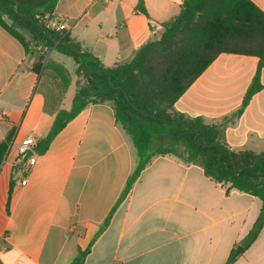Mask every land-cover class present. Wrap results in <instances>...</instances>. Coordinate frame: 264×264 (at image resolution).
Masks as SVG:
<instances>
[{
  "label": "crops",
  "instance_id": "0c3cea01",
  "mask_svg": "<svg viewBox=\"0 0 264 264\" xmlns=\"http://www.w3.org/2000/svg\"><path fill=\"white\" fill-rule=\"evenodd\" d=\"M139 1L59 0L53 13L66 18L72 39L111 68L158 40L162 24L179 15L186 0H141L148 18L136 12ZM251 1L264 11V0ZM54 53L66 57L56 51L48 57L67 68ZM35 62L0 27V264H71L89 247L84 264H228L232 256L230 264H264V226L244 247L263 202L170 155L152 159L98 234L137 165L136 150L111 105L90 104L44 154L35 147L36 162L25 169L20 144L44 139L76 93V68L74 76L67 68L72 81L59 98L34 73ZM258 62L220 55L175 109L219 126L221 140L235 152L264 153V67L261 91L237 115Z\"/></svg>",
  "mask_w": 264,
  "mask_h": 264
},
{
  "label": "trees",
  "instance_id": "16d2710c",
  "mask_svg": "<svg viewBox=\"0 0 264 264\" xmlns=\"http://www.w3.org/2000/svg\"><path fill=\"white\" fill-rule=\"evenodd\" d=\"M58 1L0 0V27L27 52L35 55L38 44L46 48L36 59L33 71L55 87L59 98L72 79L67 68L48 57V52L56 51L76 64V93L71 108L56 113L51 130L36 145L38 154H44L64 127L90 104L111 105L117 123L132 141L137 165L98 234L108 226L152 159L170 155L185 164L200 166L215 182L263 202L260 216L244 241V247H249L264 226V153L233 151L221 140L219 126L206 124L203 117L180 113L175 104L220 55H244L256 57L259 62L237 115L243 113L262 89L264 11L251 0H186L179 15L162 24L158 40L145 44L130 61L108 68L67 32L44 27L40 18L52 14ZM135 10L148 18L141 0ZM22 33L31 37L33 46L25 42ZM89 251L90 247L80 251L71 264H84Z\"/></svg>",
  "mask_w": 264,
  "mask_h": 264
},
{
  "label": "built area",
  "instance_id": "2783aa9c",
  "mask_svg": "<svg viewBox=\"0 0 264 264\" xmlns=\"http://www.w3.org/2000/svg\"><path fill=\"white\" fill-rule=\"evenodd\" d=\"M40 19L47 30L63 33L67 32L69 29L68 21L63 16L52 13L44 15ZM35 49L42 54L46 52V48L41 44H38ZM36 144L37 143L33 138H28L24 140L18 148L19 158H22L28 152H33V155L25 160V169H28L29 166L36 162V158L34 156ZM22 184L25 185L26 181H23Z\"/></svg>",
  "mask_w": 264,
  "mask_h": 264
},
{
  "label": "rangeland",
  "instance_id": "374dc122",
  "mask_svg": "<svg viewBox=\"0 0 264 264\" xmlns=\"http://www.w3.org/2000/svg\"><path fill=\"white\" fill-rule=\"evenodd\" d=\"M49 53H51V52H49ZM41 55H42L41 52L36 51L35 58L38 59ZM52 57L55 58L56 60H62V58H63V60L65 61V65L72 72V74L74 76L76 64L72 58H67V57H62V56L60 57V55H58L57 53L52 54ZM73 91H74V88H73Z\"/></svg>",
  "mask_w": 264,
  "mask_h": 264
},
{
  "label": "water",
  "instance_id": "95a60500",
  "mask_svg": "<svg viewBox=\"0 0 264 264\" xmlns=\"http://www.w3.org/2000/svg\"><path fill=\"white\" fill-rule=\"evenodd\" d=\"M33 152H28L22 157V162H24L28 157L32 156Z\"/></svg>",
  "mask_w": 264,
  "mask_h": 264
}]
</instances>
